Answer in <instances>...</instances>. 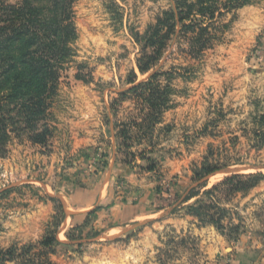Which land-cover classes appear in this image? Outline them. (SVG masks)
Masks as SVG:
<instances>
[{
  "label": "rangeland",
  "instance_id": "1",
  "mask_svg": "<svg viewBox=\"0 0 264 264\" xmlns=\"http://www.w3.org/2000/svg\"><path fill=\"white\" fill-rule=\"evenodd\" d=\"M7 1L15 4L21 0ZM173 1H78L75 7L79 35L75 45L76 57L62 77L59 97L48 117L53 136L46 145H34L28 132L13 134L6 153L0 154L1 252L14 246L23 249L32 244L36 245L34 252H37L40 250L38 243L54 232L68 245L56 247V254L49 257L52 264H216L223 255L230 254L231 248L245 234L257 240L264 249V186L259 196L242 203L251 190L263 183L251 190L236 191L238 185L251 183L247 178L242 183H234L233 192L229 185L215 193L214 206L226 210L221 230L199 221L188 210L171 215L166 209L164 215L141 220L121 230L96 226L94 218L78 220L76 224L63 220V212L69 216V209L56 189L59 181L75 167V160L63 161L64 157L59 155L60 151L54 145L58 139L55 133L58 126L68 123L75 115H82L76 121L88 119V126L92 124L94 130L101 131L95 133L99 144L108 146L109 113L117 114L123 124L137 115L140 117L137 101L121 99L119 95L131 86L128 79L133 71L138 74V81L144 79L137 69L140 49L133 35L137 32L144 34L150 25L156 23L159 15L172 7ZM254 6L264 9V0ZM239 10L221 19L220 25H229V28L221 41L202 57L197 59L186 55L182 52L186 44L173 42L161 62V71H175L173 85L178 94L172 101L181 107L167 116V123L175 124L174 131L167 132V126L161 125L153 136L156 139L163 136L164 139L170 135V141L182 139L186 127L200 128L203 125L208 119L206 113L210 119L216 120L224 112L226 120L215 129L219 138L214 141L215 147L225 148L223 142L227 143L229 152L222 151L223 158L225 161L227 157L231 158L232 165L245 161L247 166H259L255 170L243 167L223 173L210 181L212 188L232 175L264 174V151L260 155L250 151L255 143L253 123L249 118L255 101H264L260 71L250 65L252 57L255 62L259 61L253 50L263 38L264 30L257 37H243L245 28L241 23L244 15ZM77 67L83 76L91 79L90 83L76 81ZM186 76L191 80L185 81ZM261 104L263 107L264 103ZM244 121L247 122L244 124ZM237 131L242 137L239 143L235 140ZM197 146V151L191 147L185 164L189 167H184L182 172L189 171L191 163L202 159L206 143ZM172 151L175 157L184 155V151ZM201 200L204 204L210 203ZM215 213L217 210H213L212 214Z\"/></svg>",
  "mask_w": 264,
  "mask_h": 264
},
{
  "label": "trees",
  "instance_id": "2",
  "mask_svg": "<svg viewBox=\"0 0 264 264\" xmlns=\"http://www.w3.org/2000/svg\"><path fill=\"white\" fill-rule=\"evenodd\" d=\"M79 0H21L15 4L0 0V154L7 151L13 140V134L29 133V140L34 145H46L53 136V128L48 117L55 99L59 97L61 80L71 67L76 57L75 45L79 39L76 26L75 7ZM261 0H174L172 7L164 11L150 25L144 34L135 33L134 41L140 49L137 69L144 79L138 81V74L133 71L128 79L131 85L121 92V99L137 101L141 111L140 117L133 118L121 125L120 137L124 148L129 150L134 143L143 140L152 145L153 135L163 123L164 114L175 107L172 99L178 94L174 88L175 71H161L163 61L173 42L185 43L182 50L186 55L199 59L221 41L229 25H220L221 19L239 9L254 6ZM220 28V30L218 29ZM75 78L90 83L77 67ZM177 72V71H176ZM188 81V77L183 78ZM191 80V79H190ZM262 103V102H261ZM256 102L261 112L252 117L254 125L252 136L256 152L264 148V106ZM256 107V108H257ZM219 121L208 122L199 131L198 137L216 136L210 128L217 127ZM133 129L137 134L132 135ZM172 127L167 126V132ZM247 136L248 133L244 132ZM223 158L212 147L199 166L193 169V187L179 203L180 198L173 200L170 214L179 211V207L197 198L208 187L205 178L233 166L247 167L248 163L240 161L232 165L231 158ZM255 166V165H254ZM257 166V165H256ZM153 171L154 167H149ZM251 180L249 185H238L236 191L251 190L264 182V174L232 175L221 184L204 190L203 196L210 201L204 204L188 206L191 216L207 225L222 229L221 221L226 210L214 205L215 193L225 186L242 183L243 179ZM162 178L157 176V194L161 202L170 196L169 188L162 185ZM179 203V204H178ZM178 204V205H177ZM174 205V207H173ZM161 207L160 210H165ZM213 210L217 213L212 214ZM67 215L63 212V220ZM68 245L58 239L57 233H49L37 247L36 245L17 246L0 251V264H52L50 255L56 254V247ZM22 251V252H20ZM17 254V257H16Z\"/></svg>",
  "mask_w": 264,
  "mask_h": 264
},
{
  "label": "crops",
  "instance_id": "3",
  "mask_svg": "<svg viewBox=\"0 0 264 264\" xmlns=\"http://www.w3.org/2000/svg\"><path fill=\"white\" fill-rule=\"evenodd\" d=\"M241 11L244 15L243 23H241L245 28L242 31L243 37L248 35L257 37L258 33L264 30L263 7L248 6L239 10V12ZM255 49L253 52L258 55L259 61L255 62V58L252 57L250 65L252 68L260 71L258 73L260 80L262 79L260 86L264 88V36L257 42ZM76 81L79 82L77 79ZM256 102L264 103L262 99L255 101V108L253 107L249 114L250 119L257 112H261V108L256 106ZM180 107L178 103L173 109L165 113L161 125H172V130L176 128L175 124L167 123V116L170 112H174ZM109 116H111V126L108 146L99 144L95 133L99 134L101 131L100 129L94 130L92 124L88 126V119H85L88 118L87 116H85L83 122H78L76 120L82 117V115H75V117L69 118L68 123H63L61 124L62 126L59 125L55 132L58 139L54 145L60 151L59 155L64 157L63 161H67L69 158L75 160L73 164L75 167L70 169L69 174L59 181L56 189L61 200L69 209V216L66 219L67 223L71 220L76 224L78 220L86 221L87 219L91 220L94 218L96 226L99 225L102 228L110 230H121L141 220L164 215L162 213L165 210H160V208L165 207L164 209H166L167 205H165V202L159 200L157 194V176H160L164 184H167L166 186L169 188L170 196L166 199L169 208L166 213L170 214L172 209L170 206L173 204V200L175 201L178 197L180 198V201H178L180 203L190 190L195 187L196 184L192 181L194 175L193 169L195 166L201 165L208 154L209 148L212 147L218 153L220 151V153L223 151L226 154L229 152L226 142H223L225 148L215 147L214 141L219 139L217 138L218 136L206 135L198 137L199 131L208 122L214 120L210 119L211 117L207 113L206 117L208 119H206L200 128L186 127L184 129L182 139L170 141L168 138L170 135L164 139L163 136L158 139L154 136L152 145L143 140L138 144L134 143L129 150L124 148L122 138L120 137V129L123 122L119 120L117 114L114 116L109 113ZM132 119H128L124 124L129 123ZM216 120L219 121L217 123L218 128L220 123L226 120L225 113L222 112V115ZM246 122L244 121L243 123L245 124ZM161 125H159V128ZM215 129L210 128V131L213 130L214 134H216ZM103 132L105 133L104 129ZM243 132H245V129ZM131 134H137V131L133 129ZM241 138L237 131L235 140L239 143ZM204 142L206 143V149L202 159L199 162L191 163L189 171L182 172L184 167H189L185 164L191 153V147H195L197 151V145H202ZM173 144L174 147L172 146ZM172 150H176L178 153L184 151V155L179 154L178 157H175ZM250 151H254L256 155H260L264 151V148L259 152L252 149ZM151 166L154 167L153 171L148 170ZM258 168V165H249L245 169L255 170ZM238 169L244 168L242 166H233L208 178V187L204 190L212 188L210 181L213 178ZM63 172H65L64 166ZM182 173L185 174L182 175ZM263 186L264 182L259 187L251 190L243 198L242 203L259 196ZM202 193L197 198L179 207L178 212L187 210L188 206L196 205L202 201V198L208 201L209 199L205 198ZM262 247L257 240L255 241L245 234L231 248L230 254L223 255L216 264H264V249Z\"/></svg>",
  "mask_w": 264,
  "mask_h": 264
},
{
  "label": "water",
  "instance_id": "4",
  "mask_svg": "<svg viewBox=\"0 0 264 264\" xmlns=\"http://www.w3.org/2000/svg\"><path fill=\"white\" fill-rule=\"evenodd\" d=\"M207 180H208V178H205L201 183H205ZM198 185L199 184H196L195 187L198 186ZM145 223H147V222H145ZM145 223H143V224H145Z\"/></svg>",
  "mask_w": 264,
  "mask_h": 264
},
{
  "label": "built area",
  "instance_id": "5",
  "mask_svg": "<svg viewBox=\"0 0 264 264\" xmlns=\"http://www.w3.org/2000/svg\"><path fill=\"white\" fill-rule=\"evenodd\" d=\"M163 184H164V182L162 181V185H163ZM164 186H165V185H164ZM166 202H167V201H165V203H166ZM168 208H169V205L166 206V209H168ZM166 209H165V210H166Z\"/></svg>",
  "mask_w": 264,
  "mask_h": 264
}]
</instances>
